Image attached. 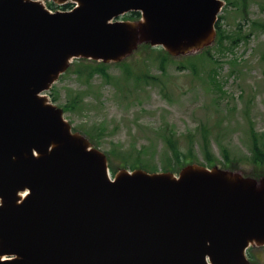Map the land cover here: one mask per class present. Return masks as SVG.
Masks as SVG:
<instances>
[{"label":"water","instance_id":"water-1","mask_svg":"<svg viewBox=\"0 0 264 264\" xmlns=\"http://www.w3.org/2000/svg\"><path fill=\"white\" fill-rule=\"evenodd\" d=\"M0 0V264H251L264 174L187 163L119 168L46 94L72 59L118 63L139 44L188 55L222 0ZM139 12L136 20L119 17ZM5 258V259H3Z\"/></svg>","mask_w":264,"mask_h":264},{"label":"rangeland","instance_id":"rangeland-1","mask_svg":"<svg viewBox=\"0 0 264 264\" xmlns=\"http://www.w3.org/2000/svg\"><path fill=\"white\" fill-rule=\"evenodd\" d=\"M40 1L46 7L51 2ZM222 1L216 23L224 35L240 37L234 44L224 38L220 48L216 32L214 41L200 51L180 56L166 53L168 58L161 67L155 54L142 46L149 44L141 43L118 63L101 62L110 81L95 74L89 84L78 80L72 59L44 92L63 110L72 131L105 153L111 177L119 168L133 169L122 166L121 155H129L130 161L138 155L143 163L160 171L166 152L163 135L171 132L178 139L179 149L187 152L190 148L192 153L191 162L171 171L175 175L187 163L210 168L201 147L204 133L215 158L213 166L255 178L264 174V162L257 165L251 159V130L258 138L264 137V32L252 24L264 21V0H246L245 4L242 0ZM53 4L54 10L59 9ZM122 17L119 19L127 20ZM190 60L195 63L194 71L184 68ZM120 63L155 79H125ZM213 70L217 84L210 78ZM74 93L81 101L65 108ZM111 151L114 153L109 157ZM246 255L251 264H264V246H250Z\"/></svg>","mask_w":264,"mask_h":264},{"label":"trees","instance_id":"trees-1","mask_svg":"<svg viewBox=\"0 0 264 264\" xmlns=\"http://www.w3.org/2000/svg\"><path fill=\"white\" fill-rule=\"evenodd\" d=\"M242 1L245 4L246 0H242ZM48 6L54 7V4L50 2ZM69 6L70 4H66L63 6V8L69 7ZM122 18L131 19V20L137 19L139 18V12L131 11L129 13L124 14ZM252 24L254 27L264 32V21H261V22L253 21ZM215 28L217 32V43L220 48L223 46V42L225 41L224 38L230 39V45L234 44L236 40H240V37L238 38V35L232 36V37L224 35V31L221 29L218 23H215ZM142 46L148 48V52L155 54V58L159 60V63L162 67L163 63L168 58V55L166 54V52L160 47H151L150 45H142ZM205 51L207 54L209 53L208 50H205ZM121 64L122 63H120V65ZM73 67H74L73 71L76 74V77L78 78V80L86 84H89V81L93 78L95 74H100L104 78L105 81H110L112 79L110 75L106 72V66L103 65L101 62H95L89 59L84 60L82 58L74 59ZM121 67H122V73L125 79L133 78L136 82L137 81L147 82L149 78L155 79V77L149 76L147 74L142 75L141 71H135L131 67V65L127 63H123ZM187 67L192 68V70L194 71L195 70L194 61H191V60L188 61V66L185 65L184 68H187ZM215 71L216 70H213V73L212 75H210L211 76L210 78L214 83L217 84L218 82L216 80ZM116 81L118 82V79H116ZM52 100H55V96L52 97ZM80 101H81V96L78 93H74L72 95L70 104L67 105L65 108H73L74 105L78 104ZM163 141L165 143L164 146H165L166 152L162 154L163 163L160 168V171H174L175 166H179L182 163L187 162L188 160L191 162L192 153H191L190 148L187 152L181 151L179 149L178 139L175 137V135L172 132L169 134L167 133L164 134ZM201 147L204 153L206 163L209 166L214 165L215 158L210 152L209 139H208L207 134L205 133L201 137ZM262 147H264V137L258 138L257 135L251 130V159L254 164L262 165L264 162V150L262 149ZM223 152H224L225 159H227L226 151L223 150ZM113 153L114 151L109 152V157L112 156ZM120 159L122 160L121 161L122 166H128L130 168L142 167L143 169L145 168L149 172L159 171L156 166H153V165L149 166L143 163L138 155L133 161L132 159L130 161L129 155H124V158L121 155Z\"/></svg>","mask_w":264,"mask_h":264}]
</instances>
